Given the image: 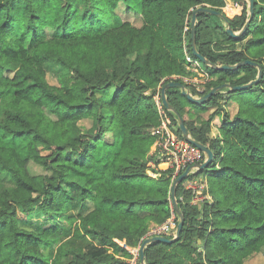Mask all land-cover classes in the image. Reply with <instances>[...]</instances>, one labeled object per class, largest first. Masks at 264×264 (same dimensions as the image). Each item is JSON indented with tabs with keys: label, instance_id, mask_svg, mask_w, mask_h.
Instances as JSON below:
<instances>
[{
	"label": "trees",
	"instance_id": "trees-1",
	"mask_svg": "<svg viewBox=\"0 0 264 264\" xmlns=\"http://www.w3.org/2000/svg\"><path fill=\"white\" fill-rule=\"evenodd\" d=\"M132 1L0 0V173L11 183L0 189V264H128L129 247L152 223L172 212L178 222L173 168L151 164L159 162L155 95L170 80L187 85L182 76L203 77L185 60L186 51L196 58L192 11L219 10L237 31L248 0H233L240 6L234 15L226 0H138L139 24L118 12ZM253 10L238 37L218 16L196 15V47L209 62L250 59L261 78L242 90L222 88L193 110L178 87L166 88L177 113L163 107L176 133L179 114L214 153L205 175L210 198L184 200L186 177L177 184L180 235L146 244V264H245L264 248V0H254ZM196 59L207 79L192 94L258 74L250 64L218 69ZM229 100L234 111L221 114ZM207 103L214 109L203 117L196 110L205 112Z\"/></svg>",
	"mask_w": 264,
	"mask_h": 264
},
{
	"label": "built area",
	"instance_id": "built-area-1",
	"mask_svg": "<svg viewBox=\"0 0 264 264\" xmlns=\"http://www.w3.org/2000/svg\"><path fill=\"white\" fill-rule=\"evenodd\" d=\"M235 5L239 6L237 2ZM185 60L191 64L192 69L201 74L204 73L207 76V73L204 72L200 68L199 61L194 58L188 51L185 52ZM172 78L178 77V75H172ZM185 82H194L199 79L194 76H182ZM197 90H201V88H197ZM191 93V92H190ZM192 94V93H191ZM194 96H199V94H192ZM155 102L157 105V110L160 115V123L152 129V133L157 136L152 151H155L156 158L159 160L157 164L151 163L153 166L158 169H166L173 168L172 177L175 178L179 173H181L187 166L202 162L206 155L205 153L199 149L196 145L187 141L182 135H178L175 131L176 125L173 123L171 117L167 115L163 103L160 99V94L157 93L155 95ZM196 170L193 168L189 173H192ZM187 175V176H188ZM185 178V187L192 192V201L210 198L207 193V182L204 178L201 177H192ZM176 218L174 212H172L171 216L164 222L156 224L152 223L145 237L151 235H164L168 236L175 232L176 228ZM144 238H141V240ZM140 243L135 247H129L130 252L132 253V257L128 260V264H138L139 258V247Z\"/></svg>",
	"mask_w": 264,
	"mask_h": 264
},
{
	"label": "water",
	"instance_id": "water-1",
	"mask_svg": "<svg viewBox=\"0 0 264 264\" xmlns=\"http://www.w3.org/2000/svg\"><path fill=\"white\" fill-rule=\"evenodd\" d=\"M253 6H254V0H248V18L246 19V21L244 22V24L242 25V27L239 30H234L229 22L227 17L219 10H216L212 7L209 6H199L197 8H195L192 11V16H191V24H190V29H191V51L192 54L198 58L202 63L211 66L212 68H218V69H233V68H237L240 65L243 64H250V65H254L258 68V74L257 77L255 79H252L246 83L243 84H230L228 82H224L221 85H217L214 86L213 88H211L208 92H206L205 94L199 95V96H194L192 95L186 85L180 81H175V80H170L168 82H166L165 84H163L161 86L160 89V97L162 100V103L165 105V107L169 110H172L173 112H176V109L169 103V101L166 98V93L165 90L168 87H178L181 91V93L192 103H199V104H204L205 102H207L215 93H217L218 91H220L222 88H228L230 91L234 92L236 90H242L245 89L247 87H249L252 84H256L259 79L261 78V66L256 63L253 60L250 59H243L241 61H238L236 63L233 64H214L208 61V59L202 55L196 47V42H195V23H196V15L198 12L200 11H204L207 12L209 14H213L218 16L221 20L224 21V23L226 24L225 27V31L232 37H238L240 34H242L245 30V28L247 27V25L249 24L250 19L253 16ZM177 120H178V128L181 132V135L189 142H191L192 144L196 145L199 149H201L206 157L202 162L196 163V164H192L187 166L181 173H179L172 181L171 186H170V196H171V200H172V204L174 207V210L177 212V214L179 215L178 217V222L176 224V228H175V234L173 237H167L164 235H151V236H147L145 237L139 247V260L141 264H146L145 262V254H144V248L146 246V244L152 242V241H161V242H173L175 241L181 232L182 229V225L184 222V217L182 212L179 209L177 200H176V186L179 182H181L187 175L188 173L193 169L196 168V170H202L203 168L207 167L209 165V163L212 161L213 157H214V153L213 151L206 146L205 144H203L202 142L196 140L195 138H193L190 133L188 128L186 127L183 118L178 114L177 115Z\"/></svg>",
	"mask_w": 264,
	"mask_h": 264
},
{
	"label": "rangeland",
	"instance_id": "rangeland-1",
	"mask_svg": "<svg viewBox=\"0 0 264 264\" xmlns=\"http://www.w3.org/2000/svg\"><path fill=\"white\" fill-rule=\"evenodd\" d=\"M131 6V9L128 10V9H119L118 12L119 14L121 15L122 19H126V20H129L130 22L134 23V24H139L140 23V19H139V14L137 13L138 12V9H139V1L138 0H134L132 1V4L130 5ZM136 11V12H135ZM228 11L230 13H232V9L231 8H228ZM224 22V21H223ZM224 27H226V24L224 23ZM203 74V77H198L196 75V77L199 79V83L196 79V81L194 82H188L186 87L189 91V89H192V88H201L202 87L200 86V83L204 82V80L207 79V76ZM48 80L51 82V83H54L55 82V79L49 74L48 75ZM228 91H230L229 89H225V90H222L221 92H224L227 93ZM190 92V91H189ZM230 100L226 103L224 102V107L223 109H221V114H223V111H224V114H225V111H227L229 113V115L232 114V112L234 111L233 107L230 106ZM207 107V110L205 112H202L200 110H196L198 113L201 114V116L203 117H207L208 114L214 109L213 106H211L209 103L206 104ZM186 107L188 109H194L195 107L193 106V103L190 102V101H187L186 100ZM221 114H218V116L213 120V123L214 125L211 126V130L209 132V134L211 136H215L217 133H218V130L216 128V124L220 123V121L222 120V115ZM153 166V165H152ZM30 168L33 172H37L40 170V168L34 164L33 162L30 163ZM209 168H213V167H207L206 170H203L200 174L201 177L205 178L206 180V177L205 175L207 174V170H209ZM195 171H198V170H195ZM197 175H192L188 178H192V177H196ZM11 183H10V180L8 179L7 175L6 174H3V173H0V189L5 187V186H9ZM185 180L182 184V189H181V198L182 199H188L190 200V202H192V192L191 190L187 189L185 187ZM87 209V208H84V210ZM32 222L34 224H38L41 222V217H36V218H33ZM58 224H62V226L65 225V222H64V219L62 218H59V220H57ZM138 260V264H140V260L139 258L137 259ZM245 264H264V248L262 250H260L259 252H256L254 254H252L249 258L246 259L245 261Z\"/></svg>",
	"mask_w": 264,
	"mask_h": 264
},
{
	"label": "crops",
	"instance_id": "crops-1",
	"mask_svg": "<svg viewBox=\"0 0 264 264\" xmlns=\"http://www.w3.org/2000/svg\"><path fill=\"white\" fill-rule=\"evenodd\" d=\"M225 8L227 11H228V8L232 9V13H230L228 11L229 15H234V14L240 12V6L235 5V2L233 0H226V7Z\"/></svg>",
	"mask_w": 264,
	"mask_h": 264
}]
</instances>
